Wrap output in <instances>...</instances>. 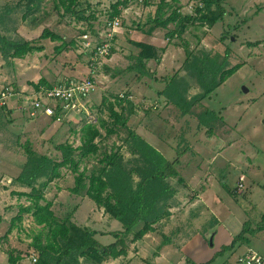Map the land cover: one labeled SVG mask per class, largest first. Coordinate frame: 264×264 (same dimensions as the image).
Returning a JSON list of instances; mask_svg holds the SVG:
<instances>
[{"label": "rangeland", "instance_id": "rangeland-1", "mask_svg": "<svg viewBox=\"0 0 264 264\" xmlns=\"http://www.w3.org/2000/svg\"><path fill=\"white\" fill-rule=\"evenodd\" d=\"M79 2L84 4V0ZM174 2L173 8L182 14L196 12L197 8L192 5L191 0ZM30 6L33 10L28 8ZM222 6L224 15L211 27L206 22H188L182 35L170 36L168 31L175 27L174 23H170L166 28L154 30L151 38L143 29L148 17L154 15L156 4L145 2L144 8H141L142 16L139 22L131 19L134 17L129 14L132 10H127L125 15L129 14L131 18L125 16L128 20L123 22L122 28H118V35H115L114 44L111 46L110 61L102 63L99 67L106 78H102L98 72V88L87 96L89 103L92 102L88 112L85 109H81L79 113L64 112L61 121L39 115L44 121L36 124L33 122L28 129L21 127L16 130L12 125L15 116L18 112L25 114L15 106V103H21L20 90L32 87V83H37L40 79L52 85L90 75V56L79 52L78 34L90 32L92 37H96L94 35H99V31L95 26L100 28L102 22L93 12L96 19L91 21L77 19L69 14L60 17L62 9L58 13L53 0H0L1 34L10 38L34 40L47 28L61 38L40 39L36 46L41 49L28 52L22 58L4 60L0 54V89L9 85L16 93L7 100V105L0 106V251L7 255V250L15 248L16 254L21 257L19 263L23 261V264H32L29 257V251L33 250L30 240L40 226L32 222L30 214L24 213L21 220L17 218L20 205L28 203L26 197L20 194L28 193L30 189L13 181L26 159L25 147L30 146L38 153L57 158L60 153L55 149V145L66 143L74 148L79 146L81 126L95 117V124L100 132L95 138L98 150L94 154L80 156L76 149L75 157L79 161V168L89 171L93 166L99 165L103 152L111 149L119 148L124 158H130L131 155L123 143L126 128L120 124L111 127L107 106L109 102L114 103L110 98L115 97L119 90L126 85L132 87L134 83L133 89H130L135 92L136 97L158 102V108L141 111L139 106L135 105L133 114L127 115L126 111H123L127 127L137 134V129L139 132L144 131L150 135L148 141L151 144L159 141L157 147L170 143L168 146L177 150H181L184 145L178 143L177 136L180 135L181 129L185 128L188 140L186 151L189 146L201 147V150L195 149L198 156L193 160L206 172L199 175V180H212L217 186L213 189L214 200L210 199L211 204L205 205L209 206L218 222L216 223L215 219H202L201 224H205L201 228L197 225V231L196 223L191 224L187 220L182 226L183 232L180 236L181 242H186L185 247L182 251L175 252L172 264H186L185 258L197 263L212 259L210 264H237V258L249 249L264 257V227L255 231V227L262 226L261 218L264 214V0H223ZM169 12L167 11V14ZM127 27H130L131 31H123V28ZM100 31L103 32V29ZM128 38L147 41L157 50L158 58L147 61L149 75H140L128 70L114 74L115 70L120 71L129 64L130 55L136 51ZM63 41L66 44L62 46ZM226 50L229 51L228 66L239 64L240 67L216 88L209 99L196 101L190 113L183 116L185 119L182 118L178 108L160 94L162 88L169 79L178 75L187 82L188 98L199 93L196 79L184 69L185 59L188 56L191 59L193 55L208 54L211 59L220 60ZM104 64L112 71L106 72ZM10 108L13 117L6 113ZM204 109L215 113L212 117L215 120L210 128H199L198 113ZM116 111L120 112V108ZM21 114L16 119L19 124L25 126L29 120ZM101 120H107L106 125H101ZM110 127L114 130L108 134L107 128ZM143 127L146 130L142 129ZM12 149L17 150H14L13 157L6 151ZM187 155L182 162L191 164V154ZM179 172L181 174L183 171ZM240 174L244 175V179L242 187L238 189L236 187ZM170 180L174 181L175 178ZM73 181V170L68 166L62 167L60 176L46 183L43 189L45 199L51 202L56 216H69L78 225L92 228L102 234L107 232L110 236L96 235L102 243H110L114 239L112 233L121 230L120 223L85 194L72 193L70 187ZM184 196L188 194L178 197L177 207L190 206L191 203L185 200ZM219 223L222 226H219L217 231ZM154 224L153 228L156 227ZM244 224L249 229L244 234L246 239L238 240L233 247L225 249L242 231ZM152 231L147 232L150 234L149 242L144 245L147 250L144 255L148 259L154 257L153 254L159 250L157 247H161L162 235H169H160L158 231L154 232L155 228ZM214 233L217 237H213ZM178 239L172 238V243ZM131 240L128 239V245ZM2 260L4 261L1 259L0 264H3Z\"/></svg>", "mask_w": 264, "mask_h": 264}, {"label": "trees", "instance_id": "trees-1", "mask_svg": "<svg viewBox=\"0 0 264 264\" xmlns=\"http://www.w3.org/2000/svg\"><path fill=\"white\" fill-rule=\"evenodd\" d=\"M174 1L177 0H158L154 15L148 17L146 21V27L143 29L145 34L151 35L154 30L166 28L168 24L174 23L175 27L168 31L169 35H182L188 22L198 21L200 24L206 22L211 27L225 13L223 0H201L203 8L198 9L199 14L196 17L182 14L178 9L173 8ZM53 2L58 13L62 9L60 17L69 14L87 21L96 19L87 0H84V4L79 0H53ZM28 8L33 10L31 6ZM37 8L38 4L35 9ZM113 8L110 16L118 14L115 5ZM167 11L170 12L167 14ZM125 29L131 31L130 27ZM45 38L61 39L47 28H44L34 40L10 38L0 33V54L4 60L22 58L28 52L40 50L41 48L36 44L40 39ZM128 41L136 51L130 55L129 64L120 71L115 70L114 74L128 70L140 75H149L147 61L158 58L157 50L147 41H135L129 38ZM65 44L63 41L62 46ZM228 52L226 50L220 60L211 59L208 54L193 55L191 59L188 56L185 59L184 69L196 79L195 82L200 88V92L190 98L186 96L187 82L183 77L177 75L166 82L160 94L178 108L180 116L190 113L196 101L209 99L216 88L240 67L239 64L228 66ZM187 55L191 54L187 53ZM104 70L112 71L105 64ZM39 84L50 86L44 79L32 83L34 87ZM105 101L106 99L103 100ZM115 105H119L120 112L115 110ZM107 108L111 127L120 124L126 128L123 143L131 155L128 159L124 158L119 148L111 149L104 151L99 159V165L93 166L89 171L79 168V161L75 157L76 149L80 156H88L98 150L95 138L100 132L95 121L86 122L81 126V144L76 148L66 143L55 145V149L60 153L57 158L38 153L30 146L25 147L26 159L13 181L30 189L28 193L20 194L26 197L28 203L20 205L17 218L21 220L24 213L30 214L32 222L42 228L35 232L30 240V247L37 254V259L32 264H101L107 258H116L125 254L128 239H132L133 242L142 238L145 233L154 229L152 226L154 223L169 214L167 206L176 193L170 179L175 178V184L178 185L183 182L176 165L177 157L187 149L188 142L181 136L180 141L186 144L181 150L172 147L177 157L169 159L125 124L126 116L123 111H126L127 115L133 114L134 104L128 101L125 106H121L120 102H109ZM214 116L215 113L208 109L200 111L199 128L213 126ZM106 121L101 120L100 124L106 125ZM111 127L107 128L108 134L114 130ZM64 166H68L74 172L70 191L77 195L85 194L94 204L103 208L111 218L120 223L122 228L112 233L115 239L112 242L103 244L96 238L98 232L95 230L76 224L69 216L63 218L56 216L51 208V202L45 199L43 189L46 183L60 176L61 168ZM261 224L262 226L255 227V231L263 229L264 214ZM248 230V226L244 224L242 231L225 249L233 247L238 240L246 239L244 234ZM162 236L161 242L166 244L168 237ZM7 257L9 264H16L21 258L14 249L7 250ZM211 261L212 259L204 263H196L185 258L186 264H210ZM147 264L152 263L147 262Z\"/></svg>", "mask_w": 264, "mask_h": 264}, {"label": "built area", "instance_id": "built-area-1", "mask_svg": "<svg viewBox=\"0 0 264 264\" xmlns=\"http://www.w3.org/2000/svg\"><path fill=\"white\" fill-rule=\"evenodd\" d=\"M169 1V0H165ZM192 5L196 7V12H190V15L196 17L199 14L200 8H203V1L191 0ZM90 9L102 22L100 28H95L99 31V35L92 37L90 32H83L78 34L79 52L86 53L90 56L89 71L90 75L83 78L67 79L59 83L45 86L39 84L37 87L32 86L30 90L19 92L21 103L17 106L23 113L29 117H37L43 115L55 121H61L62 115L65 112L79 113L81 109L88 112V107L91 106L87 96L90 93L96 92L100 80L98 79V72L102 78H106L105 74L100 70L102 63H107L110 58L111 46L114 44L115 35H118V28H122L123 22L131 18L129 14L134 15L133 18L139 22L142 16V9L145 2H153L155 0H87ZM125 2V4H123ZM116 6L118 14L110 16L113 12V7ZM127 10H132V13H127ZM128 17V19L125 18ZM103 29V32L100 31ZM125 31V28H123ZM104 33V34H102ZM102 83V82H101ZM14 88L6 85L0 89V106H5L7 100L13 97ZM111 101L121 102L125 105L126 102H131L138 105L141 111L155 110L158 108V103L151 102L145 97H136L135 92L129 87H123L118 91L115 97L110 98ZM86 103H89L87 105ZM115 105V110H118ZM95 121L96 118L92 117ZM244 175L241 174L237 181V188L242 187ZM29 257L34 263L37 259V254L32 250L29 251ZM237 264H264V257L258 252L249 249L237 258Z\"/></svg>", "mask_w": 264, "mask_h": 264}, {"label": "crops", "instance_id": "crops-1", "mask_svg": "<svg viewBox=\"0 0 264 264\" xmlns=\"http://www.w3.org/2000/svg\"><path fill=\"white\" fill-rule=\"evenodd\" d=\"M125 31H126V29H125ZM151 37L152 36L149 35V38H151ZM131 86L133 87L134 83ZM135 86H137V84ZM125 87H129V88L133 89L132 87H130L128 85H126ZM197 87H198V85H197ZM31 88L32 87L30 86L26 89H22L21 91H27V90H30ZM196 92H194V93H196ZM90 103H92V102L90 101ZM15 106L16 107L18 106L17 103H15ZM12 112L13 111L10 108L7 110L6 113L10 117H13L14 114H12ZM18 113L21 114L20 112H18ZM19 114H17L15 116V120L12 124L13 128H15V129L17 128L16 130H20L21 127H24V129H28V126L32 125L33 122H35V124H36V123H39V121H41V122L44 121L43 118L41 117L43 115H41L39 117H29L25 114H21L25 118H27V120H29V122L26 123L25 126H22V124H19L17 119H16ZM181 117L185 119V117H183V116H181ZM46 118H48V117H46ZM142 129L146 130L145 127H143ZM184 129L185 128L181 129L180 135L177 137L179 139L178 143H183L185 145L186 142L180 141L181 136H183L184 139L188 142V140L186 139V136H185ZM137 132L142 138H144L148 143H150L148 141V138H150V135L145 134L144 131H142V130H141V132H139L138 129H137ZM43 135H44V132H43ZM210 136H213V135H210ZM213 137H215V136H213ZM20 138H22V136H20ZM206 138H204V139H206ZM158 143H159V141L154 142L153 144H151V143L150 144L152 146L154 145V147L156 149H158L159 152H161L164 156H167L169 159H174L177 157L174 149L170 148L168 146V144H170V143H164L165 145L163 144L161 147H157ZM162 149H164V150H162ZM195 149L201 150L200 145H193L192 147L189 146L188 151L185 150L186 152L184 151V153H182V155L177 157L178 163L176 165V168H177L178 172L180 170L183 171L181 174L179 172V175L182 178L183 182H182V184L178 185V184H175V180L174 181L170 180V182L172 184H174V186H175L176 193L170 199V204L167 206V211L169 212V214H168V216L160 219V221H158L157 223L154 224V226L156 225V227H154L155 228L154 232L158 231L160 235H161V233H167V234H169L168 237L170 240H168L166 244H162L161 247H157V248H159L157 253L153 254V256H154L153 258L148 259V257L144 255L147 251L144 248V245L148 244V242H149V239H148L149 236L148 235H150L149 233L153 232V231H150L149 233L144 234L142 236V238L137 239L133 242H130L127 249H126L127 251L125 254L120 255L116 258H107L104 261H102L101 264H145V262H146V264H147V262H150L152 264H172L173 263L172 257L175 254V252L176 251L177 252L182 251L185 247L186 242L182 243L180 236L182 235V232H183L182 226L184 225V223L187 222V220L191 224H194V222L196 223L195 228L197 231L199 230L198 226H200V228H201L205 224V223L201 224L202 219H208V220L215 219L216 223L218 222V219H216L213 216L212 211L209 209V206L205 205V204H208V205L211 204L212 201L210 202V199L214 200L212 198L213 194H214L213 189L217 188V186L212 182V180H199V175L205 174L206 172H204L203 169L198 164L193 162L195 157L198 156V153L195 152ZM12 150L11 151L6 150L9 153V156L11 155V157L14 156V153H15L14 150H16V149H14L13 151ZM16 152H17V150H16ZM189 153L191 154L190 158L192 160V163L188 164L186 162H182V159L187 157L188 156L187 154H189ZM213 160H215V159H212V161ZM191 169H192V171H191ZM7 180H9V178ZM19 185H21V184H19ZM0 193H2V192L0 191ZM182 194H188V196L183 197L185 200H189V203H191L190 206H188V207L186 206L187 208L177 207V205H178L177 199ZM196 201H198V202H196ZM181 209H183V210H181ZM178 210H181V211L178 212ZM208 220L206 222H208ZM199 224H201V225H199ZM219 226L221 227L222 225L220 223L218 224L217 231H219ZM97 235L100 237L110 236L109 234H107V232L104 234H102L101 232H98ZM97 235H96V238L99 240V237H97ZM171 237L172 238L178 237L179 239L177 240V242L174 241L175 243H172ZM213 237H217L216 233L213 234ZM152 238H154V237H152ZM103 244H108V243H103ZM1 259H4V261L2 260L3 264H9L8 263V257L6 255V253H4L2 251H0V260ZM146 259L150 260V261H147ZM23 260H25V259H23ZM19 261H17L16 264H23V261L20 263H19ZM194 262H196V261H194ZM174 264H176V263H174Z\"/></svg>", "mask_w": 264, "mask_h": 264}, {"label": "water", "instance_id": "water-1", "mask_svg": "<svg viewBox=\"0 0 264 264\" xmlns=\"http://www.w3.org/2000/svg\"><path fill=\"white\" fill-rule=\"evenodd\" d=\"M244 90H245V91H247V89H246V88H244ZM211 242H212V241H211V239H210V243H211Z\"/></svg>", "mask_w": 264, "mask_h": 264}]
</instances>
